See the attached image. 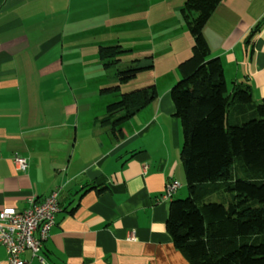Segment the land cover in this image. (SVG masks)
<instances>
[{
    "label": "crops",
    "instance_id": "obj_1",
    "mask_svg": "<svg viewBox=\"0 0 264 264\" xmlns=\"http://www.w3.org/2000/svg\"><path fill=\"white\" fill-rule=\"evenodd\" d=\"M186 1L0 0V212L59 192L46 264H190L167 230L186 187L171 98L181 78L149 80L153 103L118 127L100 124L122 94L138 90L120 83L119 63L104 67L100 48L119 45V61L155 55L148 46L162 43L166 11L178 16ZM203 35L227 83H246L264 100V0H222ZM172 181L181 188L165 199ZM0 264H9L1 244Z\"/></svg>",
    "mask_w": 264,
    "mask_h": 264
},
{
    "label": "trees",
    "instance_id": "obj_2",
    "mask_svg": "<svg viewBox=\"0 0 264 264\" xmlns=\"http://www.w3.org/2000/svg\"><path fill=\"white\" fill-rule=\"evenodd\" d=\"M221 2L187 0L181 10L194 44L171 98L189 196L172 201L167 230L190 264H264V100L246 83L230 88L222 61L211 56L203 30ZM120 49L100 48L104 67L119 62ZM151 68L134 66L117 78L126 84ZM157 97L154 85L122 94L100 124L118 127Z\"/></svg>",
    "mask_w": 264,
    "mask_h": 264
},
{
    "label": "built area",
    "instance_id": "obj_3",
    "mask_svg": "<svg viewBox=\"0 0 264 264\" xmlns=\"http://www.w3.org/2000/svg\"><path fill=\"white\" fill-rule=\"evenodd\" d=\"M15 163L21 170L28 167L23 157L16 158ZM180 188L177 181H172L166 187L164 198L173 199ZM58 197L59 192L54 191L43 202L32 199L30 206L23 211L5 208L0 212V244L7 250L9 264H30L24 258L27 252H30L32 258L46 264L41 253L61 211ZM129 239L135 240L133 233Z\"/></svg>",
    "mask_w": 264,
    "mask_h": 264
},
{
    "label": "rangeland",
    "instance_id": "obj_4",
    "mask_svg": "<svg viewBox=\"0 0 264 264\" xmlns=\"http://www.w3.org/2000/svg\"><path fill=\"white\" fill-rule=\"evenodd\" d=\"M164 17H165L164 18L165 25L163 32L165 36L162 43L158 45H156L155 43L153 46H151L152 44H149L148 46L149 48L154 49L153 53L155 52L156 53L155 55H152L150 53L149 55L133 56L134 58L132 59H129V57L125 56L123 58H120L123 59V61L118 62L119 63L118 64L119 66L117 67L118 71L119 70L125 71L134 66H138L140 68H146L152 66L151 69H147L139 73L134 80L130 81L132 82L131 88L133 89L139 90L145 88L147 85L146 83L152 79L159 80L160 82L164 83L166 82V78H170L174 76L181 78L178 69L179 64L189 59L192 55L193 38L190 35V32L186 26L181 11H179L178 16L175 15L174 13H169L166 11ZM178 19H180L183 24L182 25L183 28L181 29L177 28L179 25L177 21ZM183 32H186L188 37H186L183 34ZM123 46L134 47V49H137V47L139 48L141 47L140 45L136 46L135 44H130V45L124 44ZM109 79L111 82L113 78L110 77ZM106 80L108 79L106 78ZM228 83H229V87L231 88L233 86L232 81L228 79ZM188 196L189 193L187 187H185L181 199H186ZM213 202H218V201L213 200Z\"/></svg>",
    "mask_w": 264,
    "mask_h": 264
}]
</instances>
